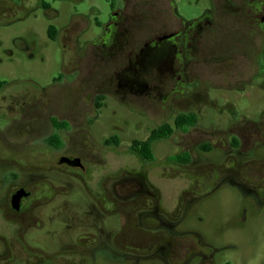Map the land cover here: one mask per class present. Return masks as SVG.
Segmentation results:
<instances>
[{
    "label": "flooded vegetation",
    "instance_id": "flooded-vegetation-1",
    "mask_svg": "<svg viewBox=\"0 0 264 264\" xmlns=\"http://www.w3.org/2000/svg\"><path fill=\"white\" fill-rule=\"evenodd\" d=\"M27 1L0 0V12L14 16L38 8L52 13L50 21L60 16L46 0ZM204 1L202 12L186 19L175 0H104L102 8L90 3L83 11L78 8L83 0H77L66 23L48 25L47 38L62 51L61 72L28 102V115L37 122L30 121L27 142L40 147L38 155H27L24 170L0 168V221L8 237L46 261L64 253L93 259L120 236L122 243L145 248L137 259L189 264L199 258L211 264L216 249L184 227L191 206L204 194L184 190L166 208L162 184L175 176L196 177V185L208 182L211 192L227 184L257 201L264 193V158L256 156L264 143V123L195 128L196 115L189 111L191 101L216 105L208 94L214 81L226 83L228 93L250 86L264 58V0ZM197 83L202 88L198 97L193 92ZM168 86L171 92H164ZM107 100L130 113L164 108V117H173L171 123L153 125L146 139L130 142L127 168L115 176L107 156L95 148L110 150L113 136L100 140L95 127ZM191 114L192 124H176ZM192 128L202 135L199 152L182 145L157 159L155 143L175 132L184 139ZM160 129L167 136L154 140L151 154L143 158L133 144ZM218 134L227 140L217 139ZM154 167L159 187L150 174ZM7 239L0 235V257L11 252Z\"/></svg>",
    "mask_w": 264,
    "mask_h": 264
},
{
    "label": "rangeland",
    "instance_id": "rangeland-1",
    "mask_svg": "<svg viewBox=\"0 0 264 264\" xmlns=\"http://www.w3.org/2000/svg\"><path fill=\"white\" fill-rule=\"evenodd\" d=\"M76 1L53 3L52 0H46L60 12L59 18L54 21L48 20L51 12L44 14L38 8L17 12L18 14L14 16L0 12V81L5 83L0 89V168L10 170L14 167L16 170H24L27 155H32L35 151V156L38 155L40 147L27 142L30 121L37 122L28 115L30 110L28 102L32 93L51 84L58 77L63 61L61 48L47 38L46 29L51 23L53 25L66 23L73 13L72 4ZM175 1L180 15L186 19L198 16L205 4L204 0ZM90 3L102 8L104 0H83L78 8L83 11ZM96 32L97 30H94L92 34ZM252 77L254 79L250 86L241 92L228 93L226 83L214 81L217 88L210 87L208 94L216 98L215 106H203L201 101L196 100L194 103L191 101L189 111L196 115L198 121L195 128L223 129L234 122L239 126L248 123L253 127L263 124L264 58L260 60L258 71ZM178 89L181 91L180 87ZM200 90L202 88L197 83L193 89L196 97L200 95ZM163 91L171 92V87H163ZM165 111L164 108L142 110L140 115L130 113L127 108L112 100L106 101V106L99 110L98 118L95 120L97 136L100 140L103 135L115 136L119 145H111L108 151L97 149V146L95 148L100 155L107 156L111 165V176L118 175V170L127 168L125 163L131 158L128 147L133 139L144 140L154 129L153 125L171 123L173 117L169 115L166 119ZM191 117L195 118L192 114ZM195 128H192L184 139L177 137L175 132L169 140L155 143L153 153L157 159H161L165 154L178 152L182 145L189 146L193 152L198 151L197 146L202 140V135ZM107 129L109 133L103 134ZM222 136L227 140L228 137L222 134L216 135V138L222 139ZM256 156L264 158V143L256 151ZM32 163L38 164V157L34 158ZM132 167L136 168L135 162ZM157 169L154 167L150 174L154 185L159 187L160 181L153 175ZM197 181L196 177L183 176H175L165 181L162 184L164 206L171 207L184 190L192 194H204L191 206L184 227L197 231L207 244L216 249L211 264H264V193L259 194L258 201L263 203L259 204L257 199L231 185L223 184L211 192L208 182L199 187L196 185ZM2 195L3 193H0V196ZM116 223V220H112L113 227L117 226ZM22 229L17 232L20 236ZM8 233L5 224L0 221V235L8 238L7 242L11 249L10 254L6 253L0 257V264H166L159 259H137L145 253V248L138 249L129 243H122L119 241L120 236H115L104 251L102 249L97 251L93 259L87 260L81 256H74L76 254L64 253L46 261L37 251L24 248L18 239L8 237ZM26 239L28 246L32 248L33 242L27 237ZM132 254H136V257ZM200 261L199 258H195L189 264H204Z\"/></svg>",
    "mask_w": 264,
    "mask_h": 264
},
{
    "label": "trees",
    "instance_id": "trees-1",
    "mask_svg": "<svg viewBox=\"0 0 264 264\" xmlns=\"http://www.w3.org/2000/svg\"><path fill=\"white\" fill-rule=\"evenodd\" d=\"M3 85H5V83L3 81H0V89L2 88ZM194 120H195V118H192V117H190L189 120H188V119H185L183 116H180L178 119H176V124H179V125H183V124H186V123L192 124L194 122ZM164 130L160 129L158 132H154L153 133L154 135H151L150 138L147 141L139 142V143L135 142L133 144V147L136 148V149L138 148L139 149V151H138L139 155H141L143 158H146L147 156H149L151 154V145L154 142V140H156L157 138H161V137L167 136L168 133H165ZM169 131L170 130H168V132ZM158 133H159L158 136L155 135V134H158ZM110 143H111L112 146H117L119 142H118V139L115 136H113L110 139Z\"/></svg>",
    "mask_w": 264,
    "mask_h": 264
}]
</instances>
